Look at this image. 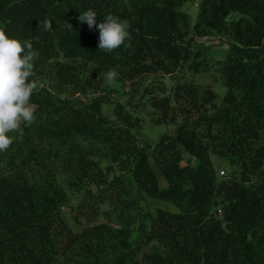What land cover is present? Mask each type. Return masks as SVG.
I'll use <instances>...</instances> for the list:
<instances>
[{"label": "trees", "instance_id": "16d2710c", "mask_svg": "<svg viewBox=\"0 0 264 264\" xmlns=\"http://www.w3.org/2000/svg\"><path fill=\"white\" fill-rule=\"evenodd\" d=\"M186 1L0 0V30L40 53L30 78L37 83L35 120L10 133L13 145L0 152V264H53L59 255L64 264H264V176L251 179L264 164V0H199L192 25L180 9ZM88 9L97 12V24L108 15L129 21L131 46L99 51L98 29L78 20ZM232 12L239 16L228 25ZM44 19L50 31L38 28ZM220 34L262 50L249 59L226 53L214 60L225 89L216 101L209 87L181 80L175 70L189 58L191 39ZM200 63L191 59L187 69L199 73ZM113 69L131 87L147 74L169 77L164 123L173 128L153 145L137 146L131 115L119 102L112 122L100 114L106 98L96 95L81 110L65 97L62 87L86 95L96 89L91 80ZM180 147L195 164L180 163ZM211 155L229 163L226 177L217 176ZM95 157L110 163L100 167ZM56 171L77 194L103 180L91 210L106 203L121 216L143 197L175 210L147 212V230L133 242L130 230L104 222L73 231L81 213L71 211ZM130 192L135 200H127ZM64 205L70 217L60 211ZM151 241L158 249H142Z\"/></svg>", "mask_w": 264, "mask_h": 264}, {"label": "rangeland", "instance_id": "374dc122", "mask_svg": "<svg viewBox=\"0 0 264 264\" xmlns=\"http://www.w3.org/2000/svg\"><path fill=\"white\" fill-rule=\"evenodd\" d=\"M199 0H190L182 4L180 9L184 11L189 18L190 25L193 24L195 13L197 9V4ZM239 14L232 12L226 17L228 25H232L231 21L235 20ZM264 45V41H263ZM189 58L186 61L180 63L179 67L175 72L180 75V79L191 81L196 85L202 87H209L216 97V101L219 100L222 93L224 92V87L220 83L218 78V72L214 60H221L226 53L240 55L246 59L253 58L258 56L261 53V47H250L244 48L234 42H231L227 36L224 34L212 35L208 37H199L194 40L189 41ZM198 52V58L194 57V53ZM194 59L198 61H203V64L200 63L199 73L193 74L187 69V63L189 60ZM205 63V64H204ZM101 78L102 80H96L97 78L91 80L92 86L95 85V90H89L86 95H82L79 92L70 93L67 91L66 87H62L64 92L66 91L65 97L70 103L77 107L78 109L84 110V105L87 104L88 100L95 97L96 95L106 98V100L100 104L99 110L101 116L107 121L115 122L114 116V103H120L122 109L126 110L131 115V121H133V126L130 129V132L133 133L135 139L137 140V146L141 144H149L150 146L156 141L158 136L163 132L170 133L172 131V125H166L164 123V118L166 114V108L172 102L169 98L171 83L167 75L159 76V74H147L142 78L137 79V83L131 87L128 81H123L117 77L114 83L109 86L106 83V74ZM96 81H98L96 83ZM39 84V82H38ZM47 87L50 85L46 84ZM149 87L153 92L152 94H146L144 92L145 88ZM161 87L163 90H161ZM135 88V94L130 98L131 89ZM60 96V93H58ZM148 99V101H146ZM130 100V104L127 105V102ZM136 118L134 121L133 119ZM262 142L264 143V135L261 136ZM181 153V164L189 163L195 164L196 160L192 156H189L184 153V151L178 148ZM105 153V152H102ZM212 160V165L216 171L218 177H226L229 173L230 165L223 159L215 157L214 155L210 156ZM95 161L100 167L109 164L108 158L95 157ZM152 168L155 170L156 176L158 178V185L160 188L164 187L163 180L161 178L160 172L155 169L154 165ZM223 170V175L218 174L219 170ZM264 176V164L257 171L251 179ZM56 181L59 186L68 194V202L73 205L71 211H77L81 213V218L78 220V224L70 225V220L68 224L72 227L73 231L78 230L81 225L85 223H97L104 222L115 226H120L127 230H130V239L132 242L134 240L140 239L145 230H147V212L152 214L154 213L155 208H165L168 210H175V207L168 201L159 200L156 198H144V200H137L136 205L128 207L121 210V216L117 215L119 207L114 208L112 205L106 203H100L97 205V208L91 210V206L94 207L93 199L94 195L97 193L95 186L102 185L103 180L97 179L95 182L86 186L83 190H79L78 194L73 190L75 184L68 180V178L62 174L57 173L56 171ZM83 191V192H82ZM82 193V195H81ZM78 195V196H76ZM135 200L134 192H130L127 200ZM76 203H79L77 206ZM68 204V205H69ZM60 211L67 218L70 217L69 209L64 205ZM69 212V213H68ZM130 213L131 217H128ZM220 215V212H219ZM158 244L155 242H150L147 245L142 246V249L149 250L151 248L158 249ZM163 252V250H162ZM67 258L64 255H59L56 257L53 264H64L66 263Z\"/></svg>", "mask_w": 264, "mask_h": 264}, {"label": "clouds", "instance_id": "9594fccd", "mask_svg": "<svg viewBox=\"0 0 264 264\" xmlns=\"http://www.w3.org/2000/svg\"><path fill=\"white\" fill-rule=\"evenodd\" d=\"M97 12L88 9L82 12L78 20L86 23L89 29H98V49L104 53H112L120 47H130V22L121 21L113 15L106 16L97 24ZM65 27L73 29L68 21ZM38 28L44 31L52 29L48 19L39 21ZM39 51L28 41L10 38L4 30H0V152L7 151L14 143V137L9 135L20 130L22 123L31 124L35 120L34 106L31 97L37 89L35 61ZM119 73L109 70L106 83L111 86Z\"/></svg>", "mask_w": 264, "mask_h": 264}, {"label": "built area", "instance_id": "2783aa9c", "mask_svg": "<svg viewBox=\"0 0 264 264\" xmlns=\"http://www.w3.org/2000/svg\"><path fill=\"white\" fill-rule=\"evenodd\" d=\"M218 174L223 175V170L220 169V170L218 171ZM216 212H217V214H219V209H216Z\"/></svg>", "mask_w": 264, "mask_h": 264}]
</instances>
